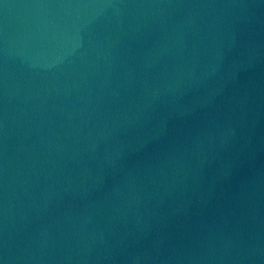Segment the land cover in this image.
Returning <instances> with one entry per match:
<instances>
[{
    "label": "water",
    "instance_id": "1",
    "mask_svg": "<svg viewBox=\"0 0 264 264\" xmlns=\"http://www.w3.org/2000/svg\"><path fill=\"white\" fill-rule=\"evenodd\" d=\"M0 264H264V0H0Z\"/></svg>",
    "mask_w": 264,
    "mask_h": 264
}]
</instances>
